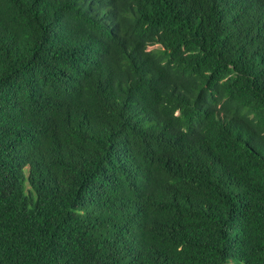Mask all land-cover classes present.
<instances>
[{"label":"trees","instance_id":"1","mask_svg":"<svg viewBox=\"0 0 264 264\" xmlns=\"http://www.w3.org/2000/svg\"><path fill=\"white\" fill-rule=\"evenodd\" d=\"M0 264H264V0H0Z\"/></svg>","mask_w":264,"mask_h":264}]
</instances>
